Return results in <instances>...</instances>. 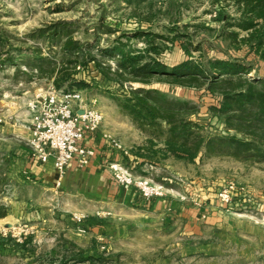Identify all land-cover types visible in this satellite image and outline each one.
Masks as SVG:
<instances>
[{"label":"rangeland","instance_id":"obj_1","mask_svg":"<svg viewBox=\"0 0 264 264\" xmlns=\"http://www.w3.org/2000/svg\"><path fill=\"white\" fill-rule=\"evenodd\" d=\"M242 11L237 0H0V264H264V162L175 157L123 107L131 90H149L205 138L233 135L209 110L221 97L154 77L116 80L118 56L107 51L155 47L147 56L169 69L238 60L263 82L264 60L241 39ZM89 56L110 79L80 63ZM57 84L82 90L104 115L99 133L114 154L94 174L31 169L27 104ZM145 181L158 192L145 196L149 206Z\"/></svg>","mask_w":264,"mask_h":264},{"label":"trees","instance_id":"obj_2","mask_svg":"<svg viewBox=\"0 0 264 264\" xmlns=\"http://www.w3.org/2000/svg\"><path fill=\"white\" fill-rule=\"evenodd\" d=\"M237 1L246 16L238 22V27L248 32V37L241 39L248 42L253 40L255 51L264 60V0ZM123 46L117 45L107 50L118 56V68L114 73L116 80L131 79L147 83L154 77L185 87L204 86L210 94L221 97L217 105L209 107L210 112L222 118L226 126L234 131L229 136L205 138L200 135L196 123L184 118L185 112L182 109L174 110L155 104L150 100L149 90H131L130 98L124 101V109L134 119L148 124L158 134L165 136L164 150L190 161L203 150L207 155H229L242 161L264 162V81L250 78L248 66L238 60L214 59L208 60L206 64H194L186 60L169 69L159 59L150 54L147 56L146 51L157 52L155 47L132 52ZM87 59L80 63L93 61L102 76L110 79L108 72L93 56ZM128 74L131 78L127 77ZM74 83L76 88L87 86L82 80ZM57 87L61 89L59 84ZM239 134L242 135L239 137Z\"/></svg>","mask_w":264,"mask_h":264},{"label":"built area","instance_id":"obj_3","mask_svg":"<svg viewBox=\"0 0 264 264\" xmlns=\"http://www.w3.org/2000/svg\"><path fill=\"white\" fill-rule=\"evenodd\" d=\"M27 139L30 154L41 163L52 159L57 174L62 176L70 162L76 159L80 167L88 166L95 150L81 144L85 135L96 130L104 115L92 106L82 90L63 91L51 85L43 94H35L27 104ZM127 153L120 144H114ZM114 167V166H111ZM118 181L126 184L132 179L125 174H116ZM142 195H158L157 189L148 183L138 184Z\"/></svg>","mask_w":264,"mask_h":264},{"label":"crops","instance_id":"obj_4","mask_svg":"<svg viewBox=\"0 0 264 264\" xmlns=\"http://www.w3.org/2000/svg\"><path fill=\"white\" fill-rule=\"evenodd\" d=\"M102 123H101V125H102ZM101 125L97 128L98 130L96 129L93 132L87 133L85 135V138L81 141L82 145H85L87 147H91L95 150V155L92 158L90 164L88 166L80 168L76 159H73L70 162L68 169L65 171V179L73 178L75 174H78V175L79 174L82 175V174H86V173L87 174H89V173L94 174L98 171V169H100V164L104 163V161H107L108 158H112V157H110V155L113 156V154H114L113 149H111L112 147L107 143L106 140L103 139L102 134L99 133V128L101 127ZM30 160H32V163H33L31 165V169H32V171H35V173H37V174L41 173L40 171L44 170L43 166H46L45 170L49 171V170L53 169L55 171L51 159H49L46 163H41L40 161H38L37 159H35L33 157H31ZM140 199L142 200L144 205H148V204L150 205V203H151V201L148 200L146 197L140 196Z\"/></svg>","mask_w":264,"mask_h":264}]
</instances>
